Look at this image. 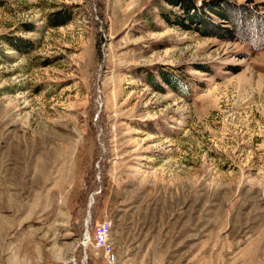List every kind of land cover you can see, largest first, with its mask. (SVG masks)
Returning a JSON list of instances; mask_svg holds the SVG:
<instances>
[{
    "label": "rangeland",
    "instance_id": "1",
    "mask_svg": "<svg viewBox=\"0 0 264 264\" xmlns=\"http://www.w3.org/2000/svg\"><path fill=\"white\" fill-rule=\"evenodd\" d=\"M188 1L0 0V264H264V0Z\"/></svg>",
    "mask_w": 264,
    "mask_h": 264
},
{
    "label": "built area",
    "instance_id": "2",
    "mask_svg": "<svg viewBox=\"0 0 264 264\" xmlns=\"http://www.w3.org/2000/svg\"><path fill=\"white\" fill-rule=\"evenodd\" d=\"M111 221L105 219L101 222L96 223L93 226V237L90 241V235L88 230L84 232L82 239L80 240L78 255L74 254L68 258L66 264H87L88 253L87 250L91 245L95 249H101L106 259L113 261L115 259L113 244L110 242V230ZM87 238V240L85 239Z\"/></svg>",
    "mask_w": 264,
    "mask_h": 264
},
{
    "label": "trees",
    "instance_id": "3",
    "mask_svg": "<svg viewBox=\"0 0 264 264\" xmlns=\"http://www.w3.org/2000/svg\"><path fill=\"white\" fill-rule=\"evenodd\" d=\"M186 1H187L188 4H189V1H188V0H185L184 4L186 3ZM179 3H180V2H178V4H179ZM185 5H186V4H185ZM185 5H184V6H185ZM58 15H59L58 13H54V14H51V15L48 16L47 21H48V23H49L50 26H56V25L62 23V20L59 19V16H58ZM251 44H252V46L255 47V48H257V47H261V46H258V43H256L255 46H254V44H253L252 42H251ZM260 45H261V44H260ZM12 46H13V48H14L16 51H19V52H26V51L28 50V48L24 47L23 45L21 46L20 44H18V42H15L14 45H12ZM25 48H26V49H25Z\"/></svg>",
    "mask_w": 264,
    "mask_h": 264
},
{
    "label": "crops",
    "instance_id": "4",
    "mask_svg": "<svg viewBox=\"0 0 264 264\" xmlns=\"http://www.w3.org/2000/svg\"><path fill=\"white\" fill-rule=\"evenodd\" d=\"M80 224H78V226L77 225H75V224H73L72 226H70V225H68V229H67V234H68V237L72 234H74L75 233V235H77V233L79 232L78 230H80V226H79ZM77 232V233H76ZM78 239L79 238H76V242L75 241H73L72 242V244H74V243H78ZM69 246V245H68ZM58 249H59V247H58ZM73 249V248H72ZM61 256V251L60 250H58V252H57V255H55V259L57 260V259H59V257Z\"/></svg>",
    "mask_w": 264,
    "mask_h": 264
},
{
    "label": "bare ground",
    "instance_id": "5",
    "mask_svg": "<svg viewBox=\"0 0 264 264\" xmlns=\"http://www.w3.org/2000/svg\"><path fill=\"white\" fill-rule=\"evenodd\" d=\"M87 240V238H85Z\"/></svg>",
    "mask_w": 264,
    "mask_h": 264
}]
</instances>
